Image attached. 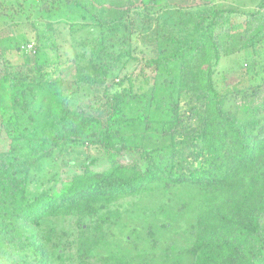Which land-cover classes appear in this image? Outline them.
Here are the masks:
<instances>
[{
	"label": "trees",
	"instance_id": "obj_1",
	"mask_svg": "<svg viewBox=\"0 0 264 264\" xmlns=\"http://www.w3.org/2000/svg\"><path fill=\"white\" fill-rule=\"evenodd\" d=\"M184 1L1 3L32 41L0 37V264H264V0ZM60 25L83 42L70 82ZM247 52L246 83L221 91ZM74 148L106 168L31 193Z\"/></svg>",
	"mask_w": 264,
	"mask_h": 264
},
{
	"label": "rangeland",
	"instance_id": "obj_2",
	"mask_svg": "<svg viewBox=\"0 0 264 264\" xmlns=\"http://www.w3.org/2000/svg\"><path fill=\"white\" fill-rule=\"evenodd\" d=\"M21 0H0V8L1 3H3L5 6H14L15 2H20ZM234 4L236 6H242L245 5L247 9L251 10L255 7V5L259 2V0H233ZM169 4H179V5H187L184 0H166ZM27 13H31L28 10H25ZM4 19L0 18V22H3ZM18 23H22L24 20L18 19L16 20ZM8 24L5 25V27L0 31V37L4 38L7 37L9 34L14 35V39L18 40L19 42L20 37L17 36L18 33H22L25 35V37L31 40L32 32H30L29 29H27L24 26H21L20 28H13L10 26V22L4 23ZM10 26V27H9ZM40 29H42L41 25H38ZM57 30L59 31V36L57 39V45L59 46V50L61 53V60L62 67L65 68V75L64 79L66 82H70L71 78L73 76V69L68 66L71 58H73L75 55L82 53V44L81 40L74 39L71 36H69L66 27L60 25L57 27ZM24 43V42H23ZM32 46V43H30L27 46V51L30 50ZM237 59L231 60L228 59L226 61H222L219 65V72L217 75V82L218 87L221 91L223 90H229L232 87H235L236 84L242 83L243 85L246 83V79L243 77V73L245 72L247 63H251L253 60L252 55L250 52L241 53L239 56L236 57ZM256 61L258 62L257 70H260V67L264 63V46L262 50L258 51V56L256 57ZM251 72L245 73L246 77H249V74ZM240 84V85H242ZM67 83L65 85V96L69 97V91H66ZM81 97L80 94H75L74 96H71L70 102L72 105H76L77 102H80ZM0 139H2V136L0 135ZM3 146V142H0V147ZM4 147V146H3ZM91 159H96L97 164H95L94 169L95 170H102L106 168V163L104 159H102V155L95 151V150H83L81 148H74L69 149L65 152L55 154L53 157L49 158L48 160H45L40 168L39 171H37V182L31 184L29 186V191L33 194L38 193L42 188L45 189H52L53 191H57L59 189V182L56 180H66L69 177H71L74 173L79 172L80 167L84 165L86 162H88ZM56 179V180H54ZM155 198H147L143 201H131L132 203H136L139 207H155L158 203L154 202Z\"/></svg>",
	"mask_w": 264,
	"mask_h": 264
},
{
	"label": "crops",
	"instance_id": "obj_3",
	"mask_svg": "<svg viewBox=\"0 0 264 264\" xmlns=\"http://www.w3.org/2000/svg\"><path fill=\"white\" fill-rule=\"evenodd\" d=\"M227 1V0H226Z\"/></svg>",
	"mask_w": 264,
	"mask_h": 264
}]
</instances>
